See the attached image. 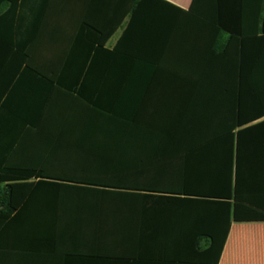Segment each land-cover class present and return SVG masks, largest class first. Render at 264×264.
Returning <instances> with one entry per match:
<instances>
[{
  "label": "crops",
  "instance_id": "crops-1",
  "mask_svg": "<svg viewBox=\"0 0 264 264\" xmlns=\"http://www.w3.org/2000/svg\"><path fill=\"white\" fill-rule=\"evenodd\" d=\"M17 1H27V13L15 17L20 24L14 32L20 41L28 39L27 59L1 62L0 70L18 71L11 84L21 87L19 105L10 116L27 118L29 134L43 135L42 145L35 143L28 148V162L45 166L52 174L49 181L66 183V177L85 178L99 183L94 189L139 198L138 203L131 201L122 210L115 211L107 205L91 209L96 215L95 228L102 213L123 214L115 220L122 222V248L112 249L110 239L98 237L92 242L97 244L95 250L99 255L122 256V264H209L210 257L202 253L206 238H198L199 243L194 241L197 233H204L196 229L205 231L215 210L173 199L210 195L215 189L212 184L217 178L221 181L217 177L218 172L221 174L220 168L217 170L221 158L212 157L209 152L204 157L193 155L189 152L197 147L193 142H156L153 140L158 135L148 138L142 133L125 134L133 141L68 142V113L76 115L81 111L95 117L116 109L114 87L131 81L117 73L121 70L139 69L138 84L142 87L140 95L123 96L124 104L127 103L123 108L139 102L140 120L153 121L154 126L177 124L181 116L189 119L202 111L204 117L209 114L205 131L216 132L217 122L223 123L219 130H225L221 127L226 126L225 116L234 113L230 103L235 100V87L238 88L235 112L246 121L232 131L239 159L236 175L234 165L232 168L231 188L235 183L237 201L264 214V0L237 2L241 10L234 20L238 27L241 25L240 29L252 31V36L238 38L239 44L229 41L226 32H216L212 38L209 27L188 16L157 12L149 15L154 20L150 26H140L136 34L126 33L121 43L129 16L121 17V8H117L120 1L131 0ZM45 1L46 12L35 30L38 12ZM163 1L182 11L191 2ZM151 17L136 18L146 23ZM83 23H90L93 29ZM25 68L41 73L44 79L28 77L19 81ZM146 71L151 72L148 75ZM68 86L80 91L82 101L78 106L68 102ZM24 107L27 112H23ZM9 118L0 123L5 129L13 125ZM85 122L96 123L89 116ZM78 123L70 132L105 131L100 126H81L80 120ZM16 126L21 130L20 125ZM107 131L119 132L116 128ZM209 148L214 150L216 145ZM62 196L66 194L60 193L59 197ZM9 228L10 232L0 238V264H63L65 257H51L45 248H31L28 257L20 255L19 241L12 234L16 227ZM9 246L11 250H5ZM96 264L114 263L101 260ZM216 264H264V221H231Z\"/></svg>",
  "mask_w": 264,
  "mask_h": 264
},
{
  "label": "trees",
  "instance_id": "trees-1",
  "mask_svg": "<svg viewBox=\"0 0 264 264\" xmlns=\"http://www.w3.org/2000/svg\"><path fill=\"white\" fill-rule=\"evenodd\" d=\"M238 1L250 0H191L186 11L175 8L163 0L120 1V7L117 10L121 8V17L129 16L127 25L123 30L121 43L126 33L136 34L140 30V26H145V24L150 26L154 20L149 15H154L157 12L167 16L172 13L188 16L190 19L209 27L213 33L212 38L216 32H226L229 35V41H238L239 44L237 39L252 36V31L250 29H245V31L240 29L241 25L238 27L234 20L236 13L241 10L240 4H237ZM47 2H44L38 12L39 18L35 30L40 25V17L46 12ZM26 3L27 1L0 0V63L12 58H17L18 61H21L19 58L23 61L27 59V37L20 41L14 34L17 31L16 25L20 24L15 20V17L18 14L27 13ZM139 15H145V18L151 17V19L145 23L142 19L138 20L136 18ZM83 24L89 29H93L92 25H88L90 23ZM115 24L117 26L118 23ZM107 35L106 30L103 38H106ZM227 45H230V42ZM13 47L16 50H13ZM12 50L14 53L11 54ZM11 62L13 61L11 60ZM17 72V69L14 68L5 71L0 70V123L8 120L9 117V122H13V125L7 129L0 124V238L2 234L6 235V232H10L9 227L12 225L16 227L12 234L19 241L17 251L22 256L28 257L27 254H30L31 248H45L49 251L51 257H65L63 264H96L101 260L122 264L124 261L122 256L104 258L99 255L95 250L97 244L92 241L95 238L98 239V237L108 238L112 242L110 248L116 250L122 248L119 244L123 242L124 237L122 222L115 220L119 218V215L123 217V214L102 213L98 220V228H95L96 215L92 213L91 209L95 210L97 207L101 208L107 205L112 206L115 211L122 210L123 206L131 201L138 203L139 198L131 199L126 193L94 189L93 186H100L99 183H93L85 178L66 177V180H64L66 183L49 181L52 179V174L46 170L45 166L32 164L31 161L28 162V148H31L35 143L38 145L44 140L43 135L34 136L29 134L30 128L26 123L27 118L21 116L13 118L10 116L15 109H18L19 105L18 94L21 87L18 84H11ZM150 72L146 71L148 75ZM117 73H120L121 76H128L131 81L130 84L125 86L114 87L117 95L116 109L109 113L101 112L95 117L93 114L88 113L89 118L94 119L96 122L93 124L86 123L88 116L84 112L78 111V109L76 115L68 113L67 122L71 126L68 128V134L65 135L68 142H123L124 139L133 141L132 138H125L129 135L125 134L131 133L134 136H139L142 133L148 135V138L158 135V139L153 140L156 142L169 144L196 143L197 147L188 151L193 155H198V157H204V154L208 152L212 157H220L221 162L220 166H217V170L219 171L220 168L221 174L219 175L218 172L217 177L220 176L221 181H218L217 178V181L212 184L215 189L210 195H200V197L198 195L194 199H173L179 201V203L188 200L194 205H204L215 210L209 227L205 228V231L204 228L196 229V232L204 233H197L194 242L199 243L198 238L204 236L207 241L206 248L202 253L210 257L211 262L209 264H216L231 221H264V214L237 201L235 183L231 188L232 168L234 165L236 175L239 159L235 134L232 131L236 127L242 126L246 121L236 113L238 110V100H236L238 88L235 87V92H233L235 100L230 103L234 113L232 116H225L226 126H224L225 128L221 127L225 130L220 131L219 124L223 125V123L217 122V131L209 133L205 131L207 127L205 119L208 120L209 114L207 113V117H204L202 111L194 117H189V119L181 116L177 120V124L173 125L161 124L154 126L153 121H141L138 114L139 102L129 103V107L123 108L127 103L124 104L122 100L124 95H140L142 87L138 84V79L141 71L131 69L129 71H117ZM151 74H153V71ZM28 77L44 79L41 73L25 68L19 81ZM236 77L239 79V74ZM146 87H143V93ZM67 88H71L67 92L70 95L68 96V102L78 106L77 104L82 101L80 91H76L75 87L68 86ZM44 108L41 111L42 113ZM23 110V112H27L28 109L24 107ZM23 112L21 113L23 114ZM99 119L100 123H98ZM79 120L81 126H100L105 131L98 132V134L97 132H70L76 129ZM14 124L20 125L21 130H18L19 126L15 125V127ZM108 128H116L119 132H108ZM15 130L20 132H14ZM127 130L131 131L127 132ZM210 145H216V148L210 151ZM220 145L224 147L220 148ZM30 154L34 155V153ZM201 167L202 165L197 166L196 169L200 170ZM219 186H221V191L218 190ZM60 193L66 194V196L60 198ZM159 199L164 202L167 200V198ZM1 227H4V230H1ZM82 240L83 243L81 244ZM11 248L9 246V249L5 250H11Z\"/></svg>",
  "mask_w": 264,
  "mask_h": 264
}]
</instances>
